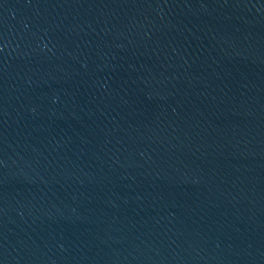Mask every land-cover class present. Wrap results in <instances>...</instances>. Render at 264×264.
Returning <instances> with one entry per match:
<instances>
[{"label":"water","instance_id":"1","mask_svg":"<svg viewBox=\"0 0 264 264\" xmlns=\"http://www.w3.org/2000/svg\"><path fill=\"white\" fill-rule=\"evenodd\" d=\"M0 264H264V0H0Z\"/></svg>","mask_w":264,"mask_h":264}]
</instances>
